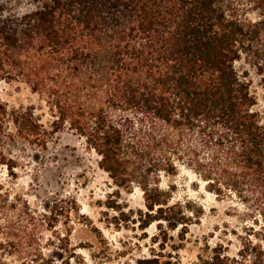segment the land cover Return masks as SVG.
Returning a JSON list of instances; mask_svg holds the SVG:
<instances>
[{
	"label": "trees",
	"instance_id": "trees-1",
	"mask_svg": "<svg viewBox=\"0 0 264 264\" xmlns=\"http://www.w3.org/2000/svg\"><path fill=\"white\" fill-rule=\"evenodd\" d=\"M263 35L264 0H0V79L25 82L54 117L47 129L32 107L0 103V164L15 166L6 146L45 149L67 125L116 187L142 191L144 209L110 206L118 219L155 223L161 243L203 213L159 187L179 166L264 224V121L235 65L245 54L263 73ZM7 200L0 187L5 213ZM250 249L241 240L231 258L219 245L196 264L237 263Z\"/></svg>",
	"mask_w": 264,
	"mask_h": 264
},
{
	"label": "rangeland",
	"instance_id": "rangeland-1",
	"mask_svg": "<svg viewBox=\"0 0 264 264\" xmlns=\"http://www.w3.org/2000/svg\"><path fill=\"white\" fill-rule=\"evenodd\" d=\"M235 65L248 83L253 111L264 121V71L260 74L245 54ZM0 103L32 107L39 122L52 128L47 103L21 80L0 79ZM5 150L15 166L11 171L0 164V187L8 196L6 213L0 210V263L37 264L27 255L32 248L42 250L54 264H196L200 257L210 258L219 245L224 254L238 258L240 241L249 239V254L233 264H264V257L255 263L258 248L264 254V224L254 222L237 200L208 192L184 166L173 175L161 174L159 187L171 193V203L190 201L203 213L182 237L176 229L161 243L155 223L141 230L138 221L118 219L110 206L144 209L142 191L116 187L98 166L99 156L67 125L52 135L45 149L16 143ZM31 217L38 221L31 224ZM27 232L33 234L30 239L24 237Z\"/></svg>",
	"mask_w": 264,
	"mask_h": 264
}]
</instances>
